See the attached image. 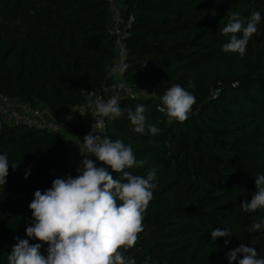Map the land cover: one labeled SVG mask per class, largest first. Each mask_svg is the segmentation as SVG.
Segmentation results:
<instances>
[{"label":"trees","instance_id":"obj_1","mask_svg":"<svg viewBox=\"0 0 264 264\" xmlns=\"http://www.w3.org/2000/svg\"><path fill=\"white\" fill-rule=\"evenodd\" d=\"M120 1L134 18L125 35L128 70L122 78L155 98L121 100L124 114L105 117L104 132L131 145L136 160L145 162L126 171L146 176L155 169L157 176L143 231L125 257L136 264H230L228 252L244 243L264 258V228L248 232L264 219V210L241 209L257 190L255 177L264 174V0ZM108 6L107 0H0V93L59 115L71 136L0 117V154L9 159L7 182L0 185V264H7L17 237L28 239L35 191L75 175L84 159L77 146L90 115L75 108L109 84L115 50ZM237 11L245 19L259 11L262 19L245 55L227 53L226 66L220 56L229 37L221 30ZM174 84L196 97L182 123L158 109ZM138 104L146 109L143 134L127 118L126 109L135 111ZM148 124L158 127L157 135ZM225 227L233 233L230 243L213 242L211 231ZM47 247L41 248L45 256Z\"/></svg>","mask_w":264,"mask_h":264},{"label":"clouds","instance_id":"obj_2","mask_svg":"<svg viewBox=\"0 0 264 264\" xmlns=\"http://www.w3.org/2000/svg\"><path fill=\"white\" fill-rule=\"evenodd\" d=\"M261 13L253 12L247 19L237 12L231 13L228 23L221 34L229 37L222 46L225 53H238L243 57L247 45L257 32L261 22ZM146 67V65H145ZM128 65L116 62L109 68L110 73L124 74ZM111 84V83H110ZM189 87L195 85L190 81ZM95 100L94 108L98 117L115 120L120 118L125 109L119 104L115 94ZM163 107L170 119L184 122L196 103V97L178 84L172 85L162 96ZM127 118L133 131L143 134L146 128L145 106L138 104L135 111L126 109ZM148 132L155 136L159 129L147 125ZM101 133L100 121L92 125V130L83 138L84 155L77 167L75 177L68 175L56 178L51 188L41 192L36 190L29 207L32 222L26 228L28 239L16 238V244L7 256V264H136L133 257L124 253L133 248L138 234L143 231V213L153 199L156 187V171L150 169L146 176L133 175L126 169L142 168L145 162L137 161L131 145H125L120 139L112 140ZM96 160L107 167H98ZM15 170L18 166L12 163ZM119 174L118 179L107 170ZM9 174V159L0 154V185H5ZM27 179L28 176L26 175ZM256 192L251 200L241 203L244 213H255L264 210V174L255 177ZM264 228V219L254 222L248 232ZM231 228H215L211 231L212 241L225 239V244L232 238ZM29 240L40 243L30 244ZM48 245L47 256L41 253L43 245ZM239 257H242L238 260ZM230 264H264V258H258L255 248L241 243L239 247L227 254Z\"/></svg>","mask_w":264,"mask_h":264},{"label":"built area","instance_id":"obj_3","mask_svg":"<svg viewBox=\"0 0 264 264\" xmlns=\"http://www.w3.org/2000/svg\"><path fill=\"white\" fill-rule=\"evenodd\" d=\"M109 3L108 14L110 18V28L109 34L112 37L114 50H115V63L123 62L126 58L127 47L125 43V35L127 29L132 25L134 18L132 15H126L121 8L117 5V0H107ZM108 78L112 80L111 84L107 88L98 89L96 92H90L86 95V102L78 107L75 110L79 113L80 116L86 117L90 115L88 121H86V135L92 130V125L97 121H100L101 133L97 132V135L106 136L104 132V118L98 117L95 113V100L98 97L104 96V90L108 89V95L115 94L118 97L119 102L125 98H140V97H152L155 98V95L140 85H132L124 81L122 74L120 73H109ZM107 99V96H104ZM163 107L162 104H159L158 109ZM160 111V110H159ZM167 119H170L166 112L160 111ZM0 117L11 124H25L28 127L45 129L54 134L62 135L64 131H68L65 128L63 122H49L44 120L42 112L37 109H34L30 106L20 105L11 101L5 95L0 93ZM107 137V136H106ZM80 149L83 150V145L77 146V151L80 156L86 158L84 155H89L86 151H83L81 154ZM94 160L98 167H107L106 165L101 164L94 156L87 157ZM78 175L76 172L73 177ZM67 176H61L64 178ZM51 188L48 187L47 189ZM45 189V190H47ZM45 190L41 191L44 192ZM149 264V263H147Z\"/></svg>","mask_w":264,"mask_h":264},{"label":"rangeland","instance_id":"obj_4","mask_svg":"<svg viewBox=\"0 0 264 264\" xmlns=\"http://www.w3.org/2000/svg\"><path fill=\"white\" fill-rule=\"evenodd\" d=\"M117 4L120 6L121 5V1L119 0L117 2ZM220 57H221V60L224 62L225 65L230 61L229 56L227 55V53H223V55H221ZM259 59H260V61H264V47H263V49L261 51V55H260ZM109 85L110 84H108V86ZM42 112H44L46 115H54V113H52L50 111H47V110H43ZM62 135L68 140L71 138L70 132H64V133H62Z\"/></svg>","mask_w":264,"mask_h":264},{"label":"crops","instance_id":"obj_5","mask_svg":"<svg viewBox=\"0 0 264 264\" xmlns=\"http://www.w3.org/2000/svg\"><path fill=\"white\" fill-rule=\"evenodd\" d=\"M109 79V78H108ZM112 82V80L111 79H109V84ZM110 86V85H109ZM108 86V87H109ZM15 103H18L17 101H14ZM18 104H20V103H18ZM22 104V103H21ZM20 104V105H21ZM23 105V104H22ZM42 115H43V117H45L44 118V120H46V121H49V122H62L63 121V119H61L60 117H59V115H57V114H54V115H46L44 112H42ZM60 120V121H59ZM66 132H69V131H66Z\"/></svg>","mask_w":264,"mask_h":264}]
</instances>
